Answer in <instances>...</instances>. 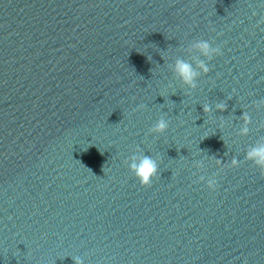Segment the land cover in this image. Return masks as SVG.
Segmentation results:
<instances>
[{"label":"water","instance_id":"1","mask_svg":"<svg viewBox=\"0 0 264 264\" xmlns=\"http://www.w3.org/2000/svg\"><path fill=\"white\" fill-rule=\"evenodd\" d=\"M261 146L264 0H0V264H264Z\"/></svg>","mask_w":264,"mask_h":264},{"label":"clouds","instance_id":"2","mask_svg":"<svg viewBox=\"0 0 264 264\" xmlns=\"http://www.w3.org/2000/svg\"><path fill=\"white\" fill-rule=\"evenodd\" d=\"M197 47L200 48L205 55H208L210 51H213L218 55L222 54L221 49L219 47L210 49V45L207 42H201L197 45ZM201 66L204 67L203 65ZM176 71L185 83H188L195 87V84L193 83V78L196 73L193 71L192 66L190 64L184 61H177ZM204 71L208 72L209 69L207 67H204ZM141 107H143V105H141ZM217 107L220 109H224L226 106L223 104H218ZM204 111H210V107L204 106ZM167 128L168 123L164 119H161L156 124L154 131L164 132L165 130H167ZM247 155L248 158L253 160L258 166L264 167V146L254 148ZM131 167L135 173L136 178L140 181L143 186H151L152 178L156 176L158 171L157 163L152 157L146 155L140 160L138 164L134 163ZM76 264H80V262L77 261Z\"/></svg>","mask_w":264,"mask_h":264}]
</instances>
